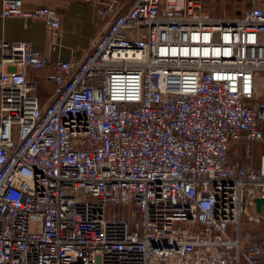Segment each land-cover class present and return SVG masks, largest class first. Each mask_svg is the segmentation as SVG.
Returning a JSON list of instances; mask_svg holds the SVG:
<instances>
[{"label":"built area","instance_id":"built-area-1","mask_svg":"<svg viewBox=\"0 0 264 264\" xmlns=\"http://www.w3.org/2000/svg\"><path fill=\"white\" fill-rule=\"evenodd\" d=\"M96 10L82 59L0 40V264H262L264 0L225 17L204 0ZM1 17L61 23L22 0Z\"/></svg>","mask_w":264,"mask_h":264},{"label":"crops","instance_id":"crops-1","mask_svg":"<svg viewBox=\"0 0 264 264\" xmlns=\"http://www.w3.org/2000/svg\"><path fill=\"white\" fill-rule=\"evenodd\" d=\"M96 1L98 0H22L24 9L27 11L50 8L60 14V29L54 34L46 20H24L20 17L2 18L3 0H0V40L5 42H30L34 50L50 55L52 60L56 62L72 58L82 59L105 25V22L97 17ZM121 1L129 6L135 0ZM239 1H243V3L234 4L233 8L236 10L245 8L250 3V0ZM207 2L208 0H205V3ZM1 57L2 51L0 50V59ZM54 71V67L49 66L34 73L39 85L38 94L43 102L47 101L48 96L54 90ZM41 89H43L42 92ZM241 149L240 160L233 158V162L244 164L248 160L244 158L245 147L241 146ZM262 154H264V150L261 143H254L252 158L249 162L254 166H258Z\"/></svg>","mask_w":264,"mask_h":264},{"label":"rangeland","instance_id":"rangeland-1","mask_svg":"<svg viewBox=\"0 0 264 264\" xmlns=\"http://www.w3.org/2000/svg\"><path fill=\"white\" fill-rule=\"evenodd\" d=\"M241 3H243V1H239V0H208V2L205 3L204 0V5L210 13L214 14L215 16H224V17L225 15L234 14L236 9L233 8V5L234 4L237 5ZM40 91L42 92L43 89H41ZM256 93L259 96L260 101L264 102V72L257 77ZM261 145L263 146V150H264V142H262ZM241 151L242 149L241 146L239 145H236L232 148V151L230 153V157H231L230 159L232 162H233V158L234 159L238 158V160H240ZM257 229L264 232V225L258 226ZM263 243H264V236H263ZM263 264H264V256H263Z\"/></svg>","mask_w":264,"mask_h":264},{"label":"water","instance_id":"water-1","mask_svg":"<svg viewBox=\"0 0 264 264\" xmlns=\"http://www.w3.org/2000/svg\"><path fill=\"white\" fill-rule=\"evenodd\" d=\"M255 202V211L258 214H263L264 213V197H256L254 199Z\"/></svg>","mask_w":264,"mask_h":264},{"label":"trees","instance_id":"trees-1","mask_svg":"<svg viewBox=\"0 0 264 264\" xmlns=\"http://www.w3.org/2000/svg\"><path fill=\"white\" fill-rule=\"evenodd\" d=\"M261 262H262V264H263V257L261 258Z\"/></svg>","mask_w":264,"mask_h":264}]
</instances>
